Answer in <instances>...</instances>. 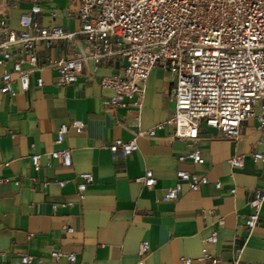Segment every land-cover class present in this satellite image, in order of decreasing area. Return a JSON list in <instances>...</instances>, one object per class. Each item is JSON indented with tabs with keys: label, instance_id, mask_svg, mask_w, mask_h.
Returning a JSON list of instances; mask_svg holds the SVG:
<instances>
[{
	"label": "crops",
	"instance_id": "crops-1",
	"mask_svg": "<svg viewBox=\"0 0 264 264\" xmlns=\"http://www.w3.org/2000/svg\"><path fill=\"white\" fill-rule=\"evenodd\" d=\"M35 1L40 26L79 30L77 0H17L10 7L0 0V17L18 30L19 15ZM80 49L88 50L80 34L43 48L28 89L21 90L13 79L9 86L15 95L0 92V264H21L23 255L32 258L30 264H185L182 258L204 264L198 259L203 247L223 264L236 257L245 264H264V199L257 224L251 230L244 224L254 192L264 190V133L257 130L256 118L244 120L235 139L221 138L218 130L201 123L195 144L174 138L173 127L164 124L152 137L138 135L130 155H114L107 148L112 140H129L171 117L175 77L155 66L127 107L113 106L100 78L119 72L123 58L89 61L66 85H59L57 72L47 66L48 59L70 58ZM11 70V62L0 65V88L1 74ZM72 119L84 123L82 132L69 129L57 143L58 127ZM194 146L202 163L177 160ZM65 148L71 154L69 167L50 156ZM255 152L262 155L256 162ZM34 154L38 167L31 163ZM234 156L243 157L241 167L228 163ZM148 169L157 180L153 187L138 181ZM179 169L208 182L192 190L184 183L175 200H163ZM82 172L91 173L93 182L80 200ZM213 231L217 241L207 244ZM141 241L148 243L143 256L138 255ZM53 251L63 256L53 258ZM68 254H74L73 262Z\"/></svg>",
	"mask_w": 264,
	"mask_h": 264
},
{
	"label": "built area",
	"instance_id": "built-area-1",
	"mask_svg": "<svg viewBox=\"0 0 264 264\" xmlns=\"http://www.w3.org/2000/svg\"><path fill=\"white\" fill-rule=\"evenodd\" d=\"M7 7L17 0H1ZM77 32H68L58 26L42 27L37 22L40 5L33 2L19 15L20 29L8 27L6 18L0 17V65L11 62V72L3 71L1 93L15 95L9 86L18 80L21 90L29 87V74L40 67L41 52L57 42L69 41L80 34L88 48L80 49L70 58L48 59L47 66L55 70L58 84L75 82L82 67L89 61L98 62L113 57L123 58L125 64L117 73L102 76L100 85L111 91L109 103L127 107L133 93L147 80L151 70L160 66L174 75L175 83L170 90L174 110L170 118L145 132H138L129 140L114 139L107 148L112 154L130 155L137 149L136 137L142 133L152 137L155 129L164 124L173 127L172 136L195 144L199 138V126L218 130L221 138L235 139L239 136L242 122L256 118L257 130L264 133V0H77ZM54 16V14H51ZM27 64L28 68H23ZM37 86L43 84L36 79ZM84 123L72 119L57 129L56 142L60 143L69 129L82 132ZM51 158L59 159L63 166H71L68 148L52 151ZM186 158L202 163L199 149L194 146L185 154L178 155L179 162ZM253 161L262 158L253 153ZM31 163L38 167L39 155L31 156ZM231 166L241 167L242 156L228 159ZM77 196L84 198L87 184L93 182L89 172L79 174ZM147 187L157 180L152 170L138 178ZM208 182L205 176L185 170L176 171V182L167 188L163 200H175L183 188L195 189ZM63 187L65 182L58 181ZM219 189L220 183L215 182ZM235 190L232 189L231 193ZM264 199V190L254 192L249 201L250 213L245 227L251 230L258 221V211ZM70 204V203H67ZM55 209V205H52ZM219 218V223L222 224ZM68 227L67 232H72ZM217 241L213 231L207 244ZM148 251V243L141 241L138 255ZM237 251H239L237 249ZM53 258L63 256L51 252ZM73 262L74 254L65 255ZM204 264H223L207 247L198 258ZM32 258L21 257V264H30ZM190 264V258H182ZM231 264H245L236 257Z\"/></svg>",
	"mask_w": 264,
	"mask_h": 264
}]
</instances>
